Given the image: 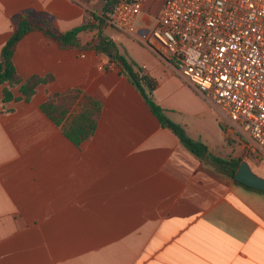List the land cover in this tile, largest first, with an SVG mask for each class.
Masks as SVG:
<instances>
[{"label": "crops", "instance_id": "crops-1", "mask_svg": "<svg viewBox=\"0 0 264 264\" xmlns=\"http://www.w3.org/2000/svg\"><path fill=\"white\" fill-rule=\"evenodd\" d=\"M97 0H0V51L14 17H52L59 32L85 24ZM142 46L106 24L100 30L156 86L153 100L193 153L160 125L119 68L93 51L60 49L40 32L15 46L19 76H51L29 102H2L0 85V264H264V193L230 176L246 161L235 139L147 36L164 0H138ZM94 32L79 33L81 44ZM76 89L101 104L91 137L75 145L41 110ZM19 97L18 87L11 89ZM78 109V107H76ZM219 160V161H218Z\"/></svg>", "mask_w": 264, "mask_h": 264}, {"label": "built area", "instance_id": "built-area-1", "mask_svg": "<svg viewBox=\"0 0 264 264\" xmlns=\"http://www.w3.org/2000/svg\"><path fill=\"white\" fill-rule=\"evenodd\" d=\"M102 3L99 13L87 8L85 24L96 16L136 34L138 0ZM154 21L151 49L216 113L226 141L264 161V0H164Z\"/></svg>", "mask_w": 264, "mask_h": 264}, {"label": "trees", "instance_id": "trees-1", "mask_svg": "<svg viewBox=\"0 0 264 264\" xmlns=\"http://www.w3.org/2000/svg\"><path fill=\"white\" fill-rule=\"evenodd\" d=\"M106 2L109 3L110 0H106ZM106 8L107 5H105L103 10H106ZM52 20L50 16L35 12L31 14L22 13L14 17L13 32L0 51V85H3V103L12 100L29 102L35 95L38 85L49 83L53 80L51 76L43 78L32 76L23 81L12 61L16 44L27 34L40 32L55 42L60 49L93 51L99 55H104L108 59L105 69H108L110 64H114L119 68L118 74L126 77L137 89L162 127L170 130L193 153L198 155L206 150L199 142L189 139L181 126L171 122L165 116L163 109L153 100L155 82L147 77L134 62L128 61L118 52L116 44L100 30V25L104 24L101 18L95 16L92 24H84L66 32L57 31L52 24ZM84 30L92 31L95 34L87 43L81 44L78 35ZM14 87H18L19 97H14L11 91ZM40 108L57 127L61 128L63 134L71 142L79 145L93 135L101 104L92 98L81 97L79 90L71 89L49 97ZM234 175V172L230 173L232 178H234ZM244 187L254 190L247 186Z\"/></svg>", "mask_w": 264, "mask_h": 264}, {"label": "water", "instance_id": "water-1", "mask_svg": "<svg viewBox=\"0 0 264 264\" xmlns=\"http://www.w3.org/2000/svg\"><path fill=\"white\" fill-rule=\"evenodd\" d=\"M234 180L239 184L264 193V178L253 173L246 161H242L239 164L234 175Z\"/></svg>", "mask_w": 264, "mask_h": 264}, {"label": "rangeland", "instance_id": "rangeland-1", "mask_svg": "<svg viewBox=\"0 0 264 264\" xmlns=\"http://www.w3.org/2000/svg\"><path fill=\"white\" fill-rule=\"evenodd\" d=\"M103 3H102V0H97V1H95L94 3H93V6L94 7H96V8H99L100 7V5H102ZM153 29V28H152ZM151 29V30H152ZM150 30V31H151ZM127 38L129 39V40H131V41H133V42H135V44H137V46H142V45H144V43H140L138 40H137V38H130L129 36H127ZM245 156V155H244ZM245 158L247 159V160H249L250 162H253V163H255V174H258L259 175V177H261V178H264V161H258V160H255V159H251V158H249V157H247V156H245Z\"/></svg>", "mask_w": 264, "mask_h": 264}, {"label": "flooded vegetation", "instance_id": "flooded-vegetation-1", "mask_svg": "<svg viewBox=\"0 0 264 264\" xmlns=\"http://www.w3.org/2000/svg\"><path fill=\"white\" fill-rule=\"evenodd\" d=\"M256 175H258V174H256ZM259 176V175H258Z\"/></svg>", "mask_w": 264, "mask_h": 264}]
</instances>
